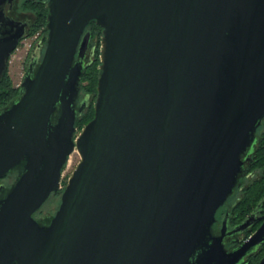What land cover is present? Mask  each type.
<instances>
[{"label": "water", "instance_id": "1", "mask_svg": "<svg viewBox=\"0 0 264 264\" xmlns=\"http://www.w3.org/2000/svg\"><path fill=\"white\" fill-rule=\"evenodd\" d=\"M45 7L44 47L0 108V179L17 172L0 184V264H240L264 242V213L232 227L217 215L264 124V0ZM92 21L101 28L93 117L76 134ZM22 30L1 31L0 77ZM74 150L55 213L36 220Z\"/></svg>", "mask_w": 264, "mask_h": 264}, {"label": "trees", "instance_id": "2", "mask_svg": "<svg viewBox=\"0 0 264 264\" xmlns=\"http://www.w3.org/2000/svg\"><path fill=\"white\" fill-rule=\"evenodd\" d=\"M30 8L34 11V24L32 28L29 30L27 36H31L35 31L39 29H43L46 36L45 31V23H46V15L47 9L43 4H38L33 1L30 2ZM87 29L91 32V39L89 42V55L91 53V47L95 46L96 49L94 54L92 55L91 63L84 69L80 77L81 85L80 91L83 92L84 95H88L89 102L91 99L95 98L96 94V82L98 78V43L94 42V39L101 36V28L94 23L93 21L87 26ZM44 36V40H45ZM97 42V41H96ZM88 55L86 56V62L88 61ZM19 92L18 88H15L12 84L10 76L7 72L3 73L0 77V108L5 107L8 103H10L15 97H17ZM93 117V107L91 103H88V106L85 110L77 116L76 119V127L81 128L84 124H86ZM256 147L251 154V159L247 163L246 171H255L256 176L254 179L244 183V189L240 194V197L234 201V205H230L231 212L228 216V224L230 227L240 223L247 215L250 214L251 211L257 208V204L261 202L264 198V124L259 127L257 132V141ZM261 204V203H260ZM229 205L224 209L225 211ZM220 211L217 215V218H221L224 213ZM233 215V218H230V215ZM217 227V226H215ZM255 230V226L245 230L242 233L237 234L235 237L239 239V242L247 238L253 231ZM236 244L227 242L226 246L230 249L234 247ZM264 255V242L259 245L255 251L249 254L240 264H257L259 259Z\"/></svg>", "mask_w": 264, "mask_h": 264}, {"label": "flooded vegetation", "instance_id": "3", "mask_svg": "<svg viewBox=\"0 0 264 264\" xmlns=\"http://www.w3.org/2000/svg\"><path fill=\"white\" fill-rule=\"evenodd\" d=\"M31 1L38 3V4H43L45 6L46 0H25L22 2H20L19 0H2V2L0 3V34H1V31H5V30L15 32L17 29H20V28L23 29L22 30V36L18 39L16 47L22 42L23 39L28 37L27 34H28L29 30L32 28V25L34 24V20H35L34 19L35 18L34 17V11L29 6ZM41 51L42 50H40V52ZM87 55L89 56V50H87V52H86V56ZM90 55H91V53H90ZM27 65H28V63H27ZM25 70H26V68H25ZM25 70H24V73L22 75V78L25 74ZM84 96L85 95H81V96L79 95L78 101H77L78 104L80 103V101L83 99ZM88 103H89V100H88ZM16 175H17L16 171L9 172L5 177L1 178L0 181L9 177V176H13L15 179ZM255 177L257 178L255 171H245V175L241 179L240 185L237 187L233 196L229 200V203H228L229 207L227 208L226 211L225 210L223 211L224 214L227 212L229 215V213L231 212V208H230L231 202L234 201L235 199L237 200L240 197V194L242 193V191L244 189V183L254 179ZM65 183L63 185L61 183V188L58 191L52 193L50 195V197L45 201V203L52 196L53 197L59 196V203H60V195H61V192H62V189H63ZM59 203H58V205H59ZM260 203L261 204L258 208L254 209L253 211L250 212V213H253L254 211H258L255 213V216L257 218L260 217L264 213V198L261 200ZM43 205L41 206V208L43 207ZM232 205H234L233 202H232ZM57 207L49 215L48 214L46 215V213L40 211L41 210V208H40L39 210H37L33 214V216L36 220L45 221V220L49 219L55 213ZM38 212H40V214H39V216H36V213H38ZM231 217L233 218L232 214L230 215V218ZM261 221L262 220H258L257 222H255V224L253 225V226H255V229L259 226ZM218 226H219V224H218ZM239 239H240V236H239ZM235 244H237V243H235Z\"/></svg>", "mask_w": 264, "mask_h": 264}, {"label": "rangeland", "instance_id": "4", "mask_svg": "<svg viewBox=\"0 0 264 264\" xmlns=\"http://www.w3.org/2000/svg\"><path fill=\"white\" fill-rule=\"evenodd\" d=\"M20 2L25 1V0H19ZM39 30L35 31L31 36L26 37L25 39L22 40V42L14 49V51L10 54L8 61H7V69L5 72L8 73L10 76V79L12 81V84L15 88L19 89V85L22 81V75L24 73V70L27 66V63L29 61V58L31 54L33 53L35 46L37 44H40V50L43 49L44 47V36L45 32L43 31L42 33L39 34V36H36L34 38V35L38 32ZM99 40L100 37L94 39L95 43H98V56H99ZM97 41V42H96ZM30 43V46L27 47V45ZM95 47V46H94ZM96 49V47H95ZM95 51V50H94ZM94 54V52H93ZM83 85V83H81ZM80 96L84 95L82 91H80ZM89 98V97H88ZM94 99H91L89 104L93 106ZM89 100V99H88ZM77 128V127H76ZM81 128H77L76 134ZM79 160V155L77 151H73L69 159L66 163V165L63 168L62 171V177H61V183L62 185L66 182L67 178L71 174L73 168L75 167L76 163ZM14 177L9 176L3 180L0 181V184L4 185L5 187H8L11 185L13 182ZM59 203V196L51 197L41 208L40 211L46 213V215L52 213L55 208L58 206ZM40 212L36 213V216H39Z\"/></svg>", "mask_w": 264, "mask_h": 264}, {"label": "built area", "instance_id": "5", "mask_svg": "<svg viewBox=\"0 0 264 264\" xmlns=\"http://www.w3.org/2000/svg\"><path fill=\"white\" fill-rule=\"evenodd\" d=\"M43 32V29H39V31L34 35V38L36 37V36H39V34L40 33H42ZM28 46H30V43L27 45V47ZM68 159H69V157H68ZM68 161V160H67Z\"/></svg>", "mask_w": 264, "mask_h": 264}]
</instances>
